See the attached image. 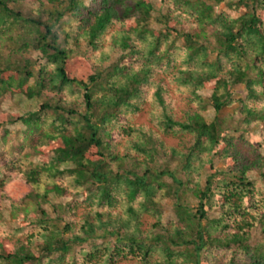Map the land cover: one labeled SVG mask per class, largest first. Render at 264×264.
I'll return each instance as SVG.
<instances>
[{"label": "trees", "instance_id": "16d2710c", "mask_svg": "<svg viewBox=\"0 0 264 264\" xmlns=\"http://www.w3.org/2000/svg\"><path fill=\"white\" fill-rule=\"evenodd\" d=\"M159 2L0 0V264H264V0Z\"/></svg>", "mask_w": 264, "mask_h": 264}, {"label": "rangeland", "instance_id": "374dc122", "mask_svg": "<svg viewBox=\"0 0 264 264\" xmlns=\"http://www.w3.org/2000/svg\"><path fill=\"white\" fill-rule=\"evenodd\" d=\"M90 0H87V4ZM155 5L156 6H160V2L159 0H155ZM217 13H224L232 18H236L239 16L240 13L236 12V11H232L226 7L220 6L217 8ZM63 23L65 25L68 24H77L76 21H74L71 17H67L64 19ZM242 86L238 87L236 92L233 95V98L236 100V102L234 104L231 105L230 108H228L225 112L226 113H232L237 107H238V100L240 99H244L245 98V93L242 92ZM200 94L205 97L209 95V91L208 90H203L200 92ZM40 106V101L39 100H28L23 96H15L13 99L3 102L0 104V108L4 111L10 112V113H18L19 115L22 116H27L33 112H36L39 109ZM203 117L205 118V120L207 122H211L215 116L214 113V109L213 108H208L206 111H204L202 113ZM234 116L236 117V119L239 118V114L238 112H236L234 114ZM8 129L12 132V133H16L17 131H22L24 129V127L22 126L21 123H17L15 125H10L8 126ZM241 134L244 136L245 138V142L247 144L244 143V146L241 145V148L243 150H245L246 152L249 151L252 152L254 148L258 149V141L260 140V135L259 132H255V133H244L241 132ZM240 133L238 134H234L233 132H230V135H232V137H237L239 135H241ZM248 145H252L254 148H252V146H248ZM3 148V143L2 140L0 139V150ZM258 153L261 156H264V149H258ZM213 161L216 165H222L217 158H213ZM2 175L1 170H0V176ZM205 177V174H202V178ZM252 178H255L256 181L258 182V184H260V186L264 189V185L261 182V180H258V178L254 177L252 175ZM6 192L8 193L9 197L13 198V199H20L21 197H23L24 195H26L27 193V188L26 186L21 182V180L17 177H14L13 180L8 184L7 188H6ZM189 201L191 203L192 206L196 205V200L190 196ZM1 207L3 209V214L5 219L7 220V222H11V218H10V203L7 199H4L1 201ZM162 205H163V213L160 216L161 220L164 224H166L169 221H172L174 219V215L172 212V207H171V202L168 199H164L162 200ZM143 220L150 222L151 221V217L150 216H143ZM14 226H16V224H14ZM159 259H164V255L162 253L159 254L158 256Z\"/></svg>", "mask_w": 264, "mask_h": 264}]
</instances>
